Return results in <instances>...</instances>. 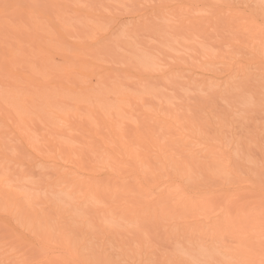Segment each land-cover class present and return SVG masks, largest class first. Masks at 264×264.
Masks as SVG:
<instances>
[{
    "label": "bare ground",
    "instance_id": "obj_1",
    "mask_svg": "<svg viewBox=\"0 0 264 264\" xmlns=\"http://www.w3.org/2000/svg\"><path fill=\"white\" fill-rule=\"evenodd\" d=\"M131 2L0 0L2 253L23 264H264V186L232 153H264V140L238 139L229 121L264 106V0L208 1L212 14L191 17L189 1H144L134 14ZM138 7L125 38L121 18ZM34 159L53 171L33 187L71 201L23 189ZM92 227L123 246L165 231L196 252L118 255L88 237Z\"/></svg>",
    "mask_w": 264,
    "mask_h": 264
},
{
    "label": "rangeland",
    "instance_id": "obj_2",
    "mask_svg": "<svg viewBox=\"0 0 264 264\" xmlns=\"http://www.w3.org/2000/svg\"><path fill=\"white\" fill-rule=\"evenodd\" d=\"M129 1V3L131 2V0H128ZM135 1H137L136 2V4L134 3V6H131V5H133L132 3L134 2H131V5H130V7H131V11L129 10V12H131V13H133L132 12V8H137L136 6L137 5H142V7L143 6H147L146 4H148V2H149V5H152V4H157L158 2H159V0H158V2H157V0H135ZM146 2V4H145V2ZM171 2L170 3H174L175 2V0H170ZM172 1H174V2H172ZM179 1H183L182 3H184L183 5H185L186 4V2L187 1H189V2H187V5L189 6V8L187 7V5H185V7H184V10H182L181 9V11H183L182 13H183V15L182 16H189V15H192V14H194V13H201V12H203V14H207V12L210 14L212 11H213V9H212V7H209L208 5H209V3H211V2H217V3H230V2H237V0H207V1H205L206 3L208 2V1H211V2H209V3H207V4H205V2L203 1V0H201V1H195V0H177L176 2H175V4L178 2V3H180ZM193 1H195L194 3H193ZM250 1V0H249ZM254 1V0H253ZM259 1V0H258ZM261 1V0H260ZM263 1V0H262ZM144 2V3H143ZM152 2V3H151ZM157 2V3H156ZM203 2V3H202ZM151 3V4H150ZM181 3V4H182ZM193 3V4H192ZM144 4V5H143ZM180 4V5H181ZM204 4V5H203ZM148 5V6H149ZM177 5H179V4H177ZM190 5H192V6H196L195 8L194 7H192V6H190ZM201 6H202V8H201ZM208 6V7H207ZM142 7H138V9L137 10H135V11H137L138 12V10H143V9H141ZM182 7V8H183ZM198 7H200V8H198ZM134 8V9H135ZM193 8V9H192ZM198 8V9H197ZM209 8V9H208ZM129 9V8H128ZM190 9V10H189ZM192 9V10H191ZM195 9V10H194ZM202 9L203 10H206V11H202ZM212 9V10H211ZM188 11L189 13H188V15H187V13H185V11ZM198 10V11H197ZM195 11H197V12H195ZM126 14H127V11L125 10L124 11ZM139 12H141V11H139ZM139 12L138 13H136L134 16H133V14L132 15H129L128 16V14L127 15H123V17L121 18V24H122V21L125 23V24H123V27L120 25V28H119V34L121 35V36H123V37H129V36H127V34L128 35H130L131 33L129 32L131 29H132V27H131V25H130V23L128 24L127 22H129V21H132L131 19H132V17H137V16H139L138 14H139ZM144 12V11H143ZM192 14H191V13ZM116 13H117V11H116ZM119 13V12H118ZM142 13V12H141ZM140 13V14H141ZM199 13V14H200ZM130 14V13H129ZM170 13L168 12L166 15H167V17H168V15H169ZM172 14V13H171ZM171 14L169 15V18L172 20V18L173 19H176V18H174V16L172 15V17H170L171 16ZM179 14V13H178ZM184 14H186V15H184ZM212 14V13H211ZM116 15V14H115ZM117 16H118V14H117ZM117 16H114V17H112L110 20L111 21H109L110 22V24H108L107 26L109 27V28H111L112 27V23L113 22H115V21H112V20H116L117 19ZM122 16V15H121ZM181 16V17H182ZM176 17V16H175ZM189 17H191V16H189ZM178 18L179 17H177V20H178ZM129 20V21H128ZM171 22V21H170ZM134 24V23H133ZM132 24V25H133ZM130 25V26H129ZM127 27V28H126ZM129 28H131L130 30H129ZM128 31H127V30ZM122 30V31H121ZM125 30V31H124ZM232 30V29H231ZM230 34V36L232 35V32L231 33H229V32H225V35H229ZM151 37V36H150ZM151 39H152V37L151 38H149L148 36L147 37H145V41H151ZM219 39H221V37H219V36H217V35H215V37H214V40L215 41H217V40H219ZM203 44H204V47L205 48H208V49H213L212 47V44H209L208 42H203ZM209 44L210 46H212V47H210V46H207V45ZM141 46V45H140ZM225 49H228V50H230L231 48H229L228 46H225L224 47ZM120 49H122V48H120L119 47V52L121 51L122 52V50H120ZM157 52V51H156ZM155 52V54L158 56H162V55H160V53L158 54V52L156 53ZM156 55H150L149 56V58L152 60V62L154 63V62H156V66H159V64H158V62H157V59L156 58H158ZM154 60V61H153ZM158 60H160V57L158 58ZM161 61V60H160ZM158 64V65H157ZM184 71V70H183ZM182 71V72H183ZM189 71V72H188ZM191 71V72H190ZM206 71V70H205ZM218 72L219 73H221V71H219L218 70ZM181 72H179L178 74H180ZM189 74H191V76L193 75V76H197V75H195L194 74V71H192V70H187V73H186V70H185V73H182V76H185V75H187V76H185L186 77V79H187V77H188V75ZM225 74V73H224ZM183 79H185V78H183ZM185 79V80H186ZM189 79V78H188ZM214 81H213V79H212V83H213ZM209 83L211 84V80L209 81ZM215 84H217L216 83V81L214 82ZM185 85H187V84H185ZM183 86V87H187V86ZM193 85V84H192ZM191 85V86H192ZM211 85H213V84H211ZM190 86V84H189V87H191ZM194 87V86H193ZM200 87L201 86H199V87H195L196 88V90H198V89H200ZM192 88V87H191ZM195 88H193V89H195ZM186 89V88H185ZM187 89H188V87H187ZM190 89V88H189ZM183 90L184 89H182V92H183ZM189 91H191V92H189V93H191V94H189V95H193L194 93H196V92H194L193 94H192V89H190ZM172 93L174 92V91H171ZM170 92V93H171ZM184 93H188V91H186L185 92V90H184ZM185 95H187V96H189L188 94H185ZM252 96V94H249V95H247V97L248 98H250ZM221 104L224 106V104H225V102H223V101H221ZM261 111H257V110H252V111H246L244 108H242V109H240V110H237L236 112H235V114L233 115V116H231L230 117V122L233 124L232 126H231V128L232 129H234V132H237L238 134H236V137L238 138V139H245L246 138V135L247 136H252V135H254V136H257L258 138L260 137V138H262V140H264V137H261L260 135H257V133H258V131L260 130L261 131V134H262V132H264V130L262 129V128H264V106L263 105H261ZM229 138H225V140H228ZM34 140H37L36 141V144L37 145H39L40 146V148L43 150L42 152L44 153V154H47V155H54L55 154V152L51 149V147L49 146V144L47 143V142H45V140L43 139V136L42 135H38V136H35L34 137ZM229 141V140H228ZM258 148H256L255 146H252L250 149H246V148H244V149H239V148H237L236 150H234L232 153H233V155L235 156V154L238 156H240V158L238 159V162H236L235 163V169L239 172V173H243V175H245V176H251V177H253L254 179H256V181L257 182H260V183H262V185L264 186V153H261L259 150H257ZM57 154L59 155V157L60 158H63V159H65V158H67V157H63V156H60L61 154H59L58 152H57ZM28 156V158H32L33 156H29V154H27ZM26 157V158H27ZM34 163H35V165H33L32 166V170H33V172H34V176L32 177V178H30L29 180H23L22 182H21V184H22V186H23V189L25 190V191H27L29 194H31V195H46L47 193L48 194H52V196L54 195V197H56V198H59V199H61V201H67V200H69L70 199V201L72 200L71 198H72V196L70 195V196H67V193H65V192H60L59 190L60 189H58V190H52L53 191V193H52V191H49V190H47L46 188H44V189H37V188H34L33 187V182H35V181H39V180H43V181H47V180H50V179H52L51 178V176H52V171H53V169H52V166H51V162H48V161H45V162H43V161H39L38 159H34V161H33ZM59 191V192H58ZM51 192V193H50ZM65 193V194H64ZM71 197V198H70ZM64 199V200H63ZM102 204H105L104 202H102ZM107 223L109 224V223H112V222H117V221H119V220H117L116 218H114V217H109V218H107ZM121 222V221H120ZM120 222H117V223H119V225H121L122 223L124 224V222H122V223H120ZM92 229V232H90L89 234H88V237H92L93 238V240L94 241H97L98 243H102V244H104L105 246H108V247H113V250H114V252H117L116 254H118L119 252H121L123 249H128L127 251L129 252H127L129 255L131 254V255H133V256H137V258L138 257H140V256H142L143 254H145V253H147V252H149V251H151V253H150V256H152V255H154V256H161V255H165V254H167V253H170L172 250L173 251H175V250H182V251H184V252H186L187 250L186 249H188V252L187 253H191V252H189V250H192V253H193V251H194V253L196 252V250H193V248L192 249H189V244H187V243H185L184 242V244L183 243H178L176 240H175V238L173 237V238H171V239H167V237H165V235L167 234L165 231H160V233L159 234H157V235H154V233L153 232H149V235L147 236V239H146V241H145V243L143 244V245H140V244H136V243H133L132 245H125V246H123V245H121V244H123L121 241H120V238H121V236H119V235H116V236H114V235H110V236H107L106 238H105V234L99 229V227H92L91 228ZM161 229H165V228H161ZM2 231V230H1ZM0 231V233H2V232H4V231H2L1 232ZM4 234H6L5 232H4ZM89 235H92V236H89ZM0 240H1V242L3 243V241H2V238L0 237ZM1 247H2V245H0ZM7 246V245H6ZM182 246V247H181ZM185 246V247H184ZM187 246V247H186ZM196 246H198V244L196 245ZM195 246V248L196 249H198L197 250V252H199V250L202 248V249H205L204 247L205 246H202L201 245V248L199 249V247H196ZM3 248V247H2ZM183 248V249H182ZM6 250V248L4 249H0V264H23V262H22V260H21V258H19V257H13V256H11V258H8V259H6V255H11V254H13V251H10V252H7V253H2L3 251H5ZM213 251H215V250H219V249H217V248H215V250L214 249H212ZM221 251V250H220ZM203 251H201L200 250V253H202ZM204 253H205V251H204ZM116 254H114V255H116ZM196 254H198V253H196ZM119 255V254H118ZM118 255H116V256H118ZM117 258V257H116ZM204 258V257H203Z\"/></svg>",
    "mask_w": 264,
    "mask_h": 264
}]
</instances>
